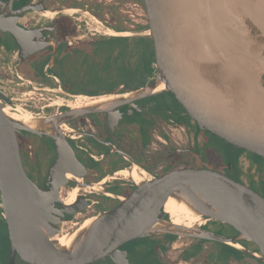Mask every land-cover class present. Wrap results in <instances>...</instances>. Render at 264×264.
<instances>
[{
    "label": "water",
    "instance_id": "water-1",
    "mask_svg": "<svg viewBox=\"0 0 264 264\" xmlns=\"http://www.w3.org/2000/svg\"><path fill=\"white\" fill-rule=\"evenodd\" d=\"M152 28L166 58L153 82L137 90L94 97L58 90L50 101L69 111L44 117L0 98V194L9 226L11 256L25 264H84L107 256L126 264L117 248L155 235L203 239L221 243L246 240L264 255V198L247 185L214 171L183 170L162 178L140 180L137 189L112 210L65 229V205L59 191L68 176L84 173L58 126L71 119L106 112L170 90H184L210 128L231 143L264 157V0H144ZM26 9L0 1V31L9 33L20 58L38 47L29 45L31 30L21 25ZM147 34V33H146ZM164 80L170 87L159 89ZM37 90L38 85L25 82ZM48 98V97H47ZM46 98V99H47ZM30 120L31 127L22 122ZM49 136L56 159L44 186L34 184L20 161L17 133ZM126 176V175H124ZM128 177V176H126ZM173 198L204 219L232 227L227 239L198 227L171 222L164 207ZM72 236L69 247L57 239Z\"/></svg>",
    "mask_w": 264,
    "mask_h": 264
},
{
    "label": "flooded vegetation",
    "instance_id": "flooded-vegetation-1",
    "mask_svg": "<svg viewBox=\"0 0 264 264\" xmlns=\"http://www.w3.org/2000/svg\"><path fill=\"white\" fill-rule=\"evenodd\" d=\"M0 1L9 3L14 10L26 9L21 25L36 31L32 32L27 49L29 45L38 47L21 59L15 40L9 33L0 31V98L8 104L22 105L44 117L69 111L70 107L57 106L49 97L58 90L65 92L67 83L81 85L79 75L87 70L85 56L104 41L155 40L158 48L144 86L151 84L167 63L158 38L146 35L152 21L144 0ZM25 82H33L39 88L26 89ZM74 88L77 92L73 96L90 97ZM165 93L117 107L109 114H88L58 126L84 171L68 178L59 191L64 204L76 193L75 200L69 204L73 205V211L63 213L66 229H72L80 220L112 210L137 189L140 180L162 178L183 170L213 171L205 163L206 153L218 150L214 143L226 145L231 155L237 153L240 175L234 180L264 198L263 190L244 180V170L239 165L241 156L258 155L213 131L201 114L198 121L194 103L184 90ZM16 136L25 174L34 184L44 186L56 159L53 140L29 132ZM223 167L217 173L233 179L232 169L228 175L221 170ZM132 172L135 180L124 176ZM4 213L0 194V264H25L18 253L12 259ZM197 227L227 239L238 236L232 227L212 220ZM117 251L123 253L126 264H264L259 247L246 240L221 243L162 234L127 242ZM84 264L114 263L104 256Z\"/></svg>",
    "mask_w": 264,
    "mask_h": 264
},
{
    "label": "trees",
    "instance_id": "trees-1",
    "mask_svg": "<svg viewBox=\"0 0 264 264\" xmlns=\"http://www.w3.org/2000/svg\"><path fill=\"white\" fill-rule=\"evenodd\" d=\"M157 48V43L152 38L115 39L101 42L93 48L92 52L88 51L89 55L85 56L87 70L85 72L83 70L79 75L81 85L72 86L67 83L68 88L63 89L65 92L75 95L77 91L74 87H76L78 91L88 93L90 97L122 94L137 90L146 84L151 74V63L155 60ZM40 74L41 72H39ZM30 79L33 78L30 77ZM165 94L164 92L155 96ZM216 148L223 156L224 167L221 170L229 175L231 168L233 179H238L240 170L237 167V153L229 154L228 147L222 143ZM250 155L255 157V159L251 157L254 165L258 163L256 160L264 162L263 158L251 153ZM228 164L231 166L230 168L227 166ZM255 169L247 177H244V180L246 179L251 185L264 191V177L262 176L264 169Z\"/></svg>",
    "mask_w": 264,
    "mask_h": 264
},
{
    "label": "bare ground",
    "instance_id": "bare-ground-1",
    "mask_svg": "<svg viewBox=\"0 0 264 264\" xmlns=\"http://www.w3.org/2000/svg\"><path fill=\"white\" fill-rule=\"evenodd\" d=\"M171 82L164 80L159 86V89H166L170 87ZM49 89V88H48ZM55 90V89H54ZM22 122L31 127L35 126L30 120L24 119ZM134 172L130 173L128 176L135 180ZM72 178V176H68ZM76 198V193H72L70 197L65 201V204L69 205ZM165 212L171 217V222L177 225H182L187 228H194L200 224L202 217L192 211L185 203L178 202L173 198L168 199L164 207ZM91 218L87 219L84 227H87L91 223ZM80 222V221H79ZM72 236H64L57 239L58 243L62 247H69L72 243Z\"/></svg>",
    "mask_w": 264,
    "mask_h": 264
},
{
    "label": "rangeland",
    "instance_id": "rangeland-1",
    "mask_svg": "<svg viewBox=\"0 0 264 264\" xmlns=\"http://www.w3.org/2000/svg\"><path fill=\"white\" fill-rule=\"evenodd\" d=\"M146 33H147L146 35H148V32H146ZM214 146H217L216 143H214ZM218 150L206 153V155H207L206 156L207 162L205 163L207 165L206 167H208L209 169H212L215 172H218L220 170L219 168L223 165V160H222L223 156L221 155L220 152H218ZM251 157H252V159L253 158L255 159V157L253 155H250L248 153L246 154V156L243 155L240 157V159H242V161L240 160L239 165H240V168L241 167L243 168L245 177H247L250 172L256 170L255 168H258V170L259 169L262 170L264 168V162L263 161L256 160L258 163H256L254 165ZM125 175L128 176L129 174H125ZM83 220H85V219H83ZM83 220H80V221L82 222ZM206 221L204 218H202L200 224H204ZM64 228L66 229V226H64Z\"/></svg>",
    "mask_w": 264,
    "mask_h": 264
}]
</instances>
